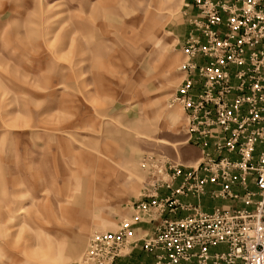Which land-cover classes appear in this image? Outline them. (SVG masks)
<instances>
[{
  "label": "rangeland",
  "instance_id": "rangeland-1",
  "mask_svg": "<svg viewBox=\"0 0 264 264\" xmlns=\"http://www.w3.org/2000/svg\"><path fill=\"white\" fill-rule=\"evenodd\" d=\"M190 5L0 0V264H79L131 218L144 160L198 166L177 100Z\"/></svg>",
  "mask_w": 264,
  "mask_h": 264
},
{
  "label": "built area",
  "instance_id": "built-area-1",
  "mask_svg": "<svg viewBox=\"0 0 264 264\" xmlns=\"http://www.w3.org/2000/svg\"><path fill=\"white\" fill-rule=\"evenodd\" d=\"M188 1L199 14L183 48L187 77L177 100L202 158L197 167L155 156L144 160L148 182L129 206L131 218L117 230L94 234L79 264H118L137 251L153 255L152 264H264V0ZM199 58L207 64L198 65ZM212 139L218 153L238 160L207 153ZM257 145L263 148L255 157ZM250 175L256 176L258 194L247 193L245 204L259 197L252 211L206 213L179 200L203 197L208 185L219 187L214 198L240 199L232 188L246 186ZM164 189L170 194L162 198ZM178 209L191 214L165 218Z\"/></svg>",
  "mask_w": 264,
  "mask_h": 264
},
{
  "label": "crops",
  "instance_id": "crops-1",
  "mask_svg": "<svg viewBox=\"0 0 264 264\" xmlns=\"http://www.w3.org/2000/svg\"><path fill=\"white\" fill-rule=\"evenodd\" d=\"M185 16H187L188 19V28L186 30L185 35L182 37V39L180 41H182L185 45V42L187 41L189 34L193 31L196 30L195 27L192 25V21L194 19L197 18L199 11L196 7H194V5H190L188 11L185 12ZM225 30L223 29V32ZM197 64L202 66L207 64V60L206 59H202L199 58L197 59ZM216 132L219 134L221 131H217ZM230 135V133H229ZM210 145L207 148L206 152L209 153L210 155L214 156V157H229L231 160H238V156L236 154H229L226 152L223 153H218L215 148H214V140H210ZM195 145V144H194ZM197 146V145H196ZM202 154V150L199 146H197ZM263 146L262 145H257L256 147V152H255V157L258 156V153L262 150ZM182 180H178L175 184V187H179L181 185ZM219 190V187H216L214 185H208L206 187V195H204L203 197L197 198V197H193V196H188V197H180L179 200L183 205H190L193 208H199L200 210L206 212V213H213L216 209H223V210H233V209H246V210H254L255 206L254 204L258 201L259 197L256 196V198L254 199V204L253 205H246L245 201H244V197L246 196L247 193L251 192V193H255L258 194V187L256 185V176L255 175H250L247 177L246 180V186H242L240 184L235 185L232 188V192L235 195H239L240 199H223V198H214L212 197V192ZM170 192L167 191L166 189L161 190L160 191V196L162 198H165L167 196H169ZM191 214V212L189 211H185V210H181L178 209L176 211H168L165 214V218L166 219H171V220H178V219H182L185 218L187 216H189ZM147 229H150L149 227H146ZM139 253L136 252L134 253L133 256H138ZM130 257L127 259H122L118 261V264H129V262L132 259H136L134 257ZM143 256H146L147 259H149V264L153 263V255L147 253ZM143 259V258H142Z\"/></svg>",
  "mask_w": 264,
  "mask_h": 264
},
{
  "label": "bare ground",
  "instance_id": "bare-ground-1",
  "mask_svg": "<svg viewBox=\"0 0 264 264\" xmlns=\"http://www.w3.org/2000/svg\"><path fill=\"white\" fill-rule=\"evenodd\" d=\"M179 118V117H178ZM171 119L173 122L177 121L176 114L171 115ZM21 212V211H20Z\"/></svg>",
  "mask_w": 264,
  "mask_h": 264
}]
</instances>
